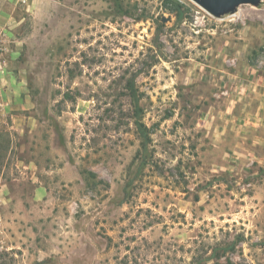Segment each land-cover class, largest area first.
<instances>
[{
    "label": "rangeland",
    "instance_id": "rangeland-1",
    "mask_svg": "<svg viewBox=\"0 0 264 264\" xmlns=\"http://www.w3.org/2000/svg\"><path fill=\"white\" fill-rule=\"evenodd\" d=\"M174 1L0 0V264H264V150L209 123L264 77V0Z\"/></svg>",
    "mask_w": 264,
    "mask_h": 264
},
{
    "label": "crops",
    "instance_id": "crops-1",
    "mask_svg": "<svg viewBox=\"0 0 264 264\" xmlns=\"http://www.w3.org/2000/svg\"><path fill=\"white\" fill-rule=\"evenodd\" d=\"M254 72L245 75L246 86L234 89L225 111L209 119L216 146H225L235 157L240 152L257 155L264 150V77L257 80Z\"/></svg>",
    "mask_w": 264,
    "mask_h": 264
},
{
    "label": "trees",
    "instance_id": "trees-1",
    "mask_svg": "<svg viewBox=\"0 0 264 264\" xmlns=\"http://www.w3.org/2000/svg\"><path fill=\"white\" fill-rule=\"evenodd\" d=\"M173 11L179 14L180 19L182 18L183 12H181V4L178 3V1H174L173 0ZM127 90L129 91L130 95L133 96L136 99V84H135V79H131L130 81H128V84L126 86ZM133 106H134V123L136 126V131L137 134L139 135L140 139H141V146H142V150L144 152V154L146 155L148 152V146L150 144V132L149 129L147 128V126L142 122V118H143V110L139 105V101L138 100H134L133 102Z\"/></svg>",
    "mask_w": 264,
    "mask_h": 264
},
{
    "label": "water",
    "instance_id": "water-1",
    "mask_svg": "<svg viewBox=\"0 0 264 264\" xmlns=\"http://www.w3.org/2000/svg\"><path fill=\"white\" fill-rule=\"evenodd\" d=\"M215 17L233 13L241 5H259L263 0H191ZM166 23L168 20L163 18Z\"/></svg>",
    "mask_w": 264,
    "mask_h": 264
}]
</instances>
